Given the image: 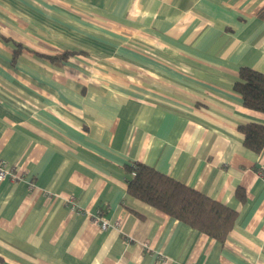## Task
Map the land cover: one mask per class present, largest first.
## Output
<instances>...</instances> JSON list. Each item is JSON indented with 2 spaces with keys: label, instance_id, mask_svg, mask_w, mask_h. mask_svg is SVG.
<instances>
[{
  "label": "crops",
  "instance_id": "0c3cea01",
  "mask_svg": "<svg viewBox=\"0 0 264 264\" xmlns=\"http://www.w3.org/2000/svg\"><path fill=\"white\" fill-rule=\"evenodd\" d=\"M242 66L264 0H0V264H264ZM133 162L236 210L226 241L130 196Z\"/></svg>",
  "mask_w": 264,
  "mask_h": 264
},
{
  "label": "trees",
  "instance_id": "16d2710c",
  "mask_svg": "<svg viewBox=\"0 0 264 264\" xmlns=\"http://www.w3.org/2000/svg\"><path fill=\"white\" fill-rule=\"evenodd\" d=\"M68 53L64 52L49 59L62 63ZM234 89L240 93L243 105L251 110L264 113V73L248 66L239 70ZM244 146L256 153L264 149V124L245 123L239 126ZM133 175L128 181V194L172 218L224 243L233 229L238 212L231 207L210 198L157 169L142 162L125 165ZM241 197V189H237ZM102 214L104 213L101 210Z\"/></svg>",
  "mask_w": 264,
  "mask_h": 264
},
{
  "label": "built area",
  "instance_id": "2783aa9c",
  "mask_svg": "<svg viewBox=\"0 0 264 264\" xmlns=\"http://www.w3.org/2000/svg\"><path fill=\"white\" fill-rule=\"evenodd\" d=\"M11 175H12V170H10V168H8L7 165L0 163V182L4 181L5 179H7ZM68 201L72 202L71 196L68 198ZM95 220L97 222H99L100 228L103 231L107 230L111 226L110 222L108 220H106L104 218V216L102 215L101 210H98V212L95 216ZM120 225H121V221H115L113 224V226H116V227H118Z\"/></svg>",
  "mask_w": 264,
  "mask_h": 264
}]
</instances>
